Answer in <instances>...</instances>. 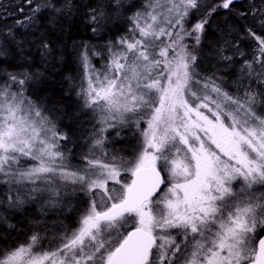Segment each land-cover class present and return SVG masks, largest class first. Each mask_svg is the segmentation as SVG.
<instances>
[{
    "label": "snow or ice",
    "instance_id": "6c2138e0",
    "mask_svg": "<svg viewBox=\"0 0 264 264\" xmlns=\"http://www.w3.org/2000/svg\"><path fill=\"white\" fill-rule=\"evenodd\" d=\"M239 2L24 0L0 32V264H264V0ZM81 6L102 43L73 45L68 111L37 94L63 60L43 17ZM31 205L40 218L9 245ZM73 207L44 249L42 218Z\"/></svg>",
    "mask_w": 264,
    "mask_h": 264
},
{
    "label": "trees",
    "instance_id": "16d2710c",
    "mask_svg": "<svg viewBox=\"0 0 264 264\" xmlns=\"http://www.w3.org/2000/svg\"><path fill=\"white\" fill-rule=\"evenodd\" d=\"M95 0H77L78 4H88L94 3ZM248 0H240L237 4V8L243 9L246 7ZM258 2V0H257ZM24 3V0H0V32L6 31L9 27H14L15 21L18 18H22V13L19 11V6ZM28 5L24 4L25 11H28ZM83 12L84 8L81 6L80 15L74 16L71 19H61L57 24L51 25L48 23L50 19L49 16L45 15L43 17V26L47 30L48 39L52 44L53 48L56 50L57 56H63V60L59 62L55 68V71L51 73L48 80L43 84L38 86L37 94L40 97H54L60 99L63 106L71 111L76 103L75 92L72 91L74 85L78 84L82 75V70L78 61L77 53L74 44L78 45L81 42H90L93 44L102 43V38L94 37L90 30H88L83 23ZM238 25H244L245 23L251 25L257 32L261 30L253 23L251 19L248 21L237 20ZM243 31V28L240 29ZM117 35V30L112 29L111 32L107 33L103 39H111ZM254 42L246 40L243 42V47L246 51H250L253 47ZM31 55H36V49L31 50ZM9 63H12L11 57L8 58ZM94 63L97 67L100 66L101 61L97 58L94 60ZM216 62L210 61L207 58L202 62V69L208 71L213 68V65ZM7 66V65H4ZM222 67L221 65H217ZM231 79V77L229 78ZM29 94H32L31 90ZM67 94V95H66ZM51 104L49 103V107ZM62 125H70L72 127H79V125H71V122L67 119L61 121ZM67 130V129H66ZM116 147H123V145L117 144ZM82 148L74 149L76 153L75 159L73 162L75 164L79 163V154ZM77 204V199L75 200V205ZM58 216L45 218L42 232L50 238L56 236L58 232L60 233L63 229L67 228L71 230L76 226V220L78 212L76 208L72 209L69 212L61 210ZM40 218V214L37 211L36 205L28 206L26 215L17 213L13 215L10 219V222L17 225L16 230L8 229L7 232L11 233V237L8 238L5 234V239L7 243L10 244L14 242L15 239L19 237H27L24 234H30L33 230L32 225L29 224V221ZM4 226H0L2 228ZM23 240V239H22Z\"/></svg>",
    "mask_w": 264,
    "mask_h": 264
},
{
    "label": "rangeland",
    "instance_id": "374dc122",
    "mask_svg": "<svg viewBox=\"0 0 264 264\" xmlns=\"http://www.w3.org/2000/svg\"><path fill=\"white\" fill-rule=\"evenodd\" d=\"M82 150H84V149H82ZM81 150V151H82ZM80 151V152H81ZM78 158H79V156H78ZM74 163V162H73ZM75 164V163H74ZM0 190H3L2 189V186H0ZM77 198L76 197H73V198H71V203L73 204V205H75V200H76ZM75 207H73L72 209H74ZM63 210H65V212H69L70 213V211L67 209V208H65V209H63ZM61 210H56V211H49V213L47 214V216H45V218H50V217H54V215L55 216H58L60 213ZM41 234H42V236H44V239H43V241H42V247L44 248V249H49L50 247H55V244H56V241H54L52 238H50L49 239V237L47 236V235H45V234H43V232H41ZM59 235V232H58V234L56 235V236H58ZM24 236H28V234H24ZM23 239L24 240H26L27 239V237H23ZM24 243V242H23Z\"/></svg>",
    "mask_w": 264,
    "mask_h": 264
},
{
    "label": "flooded vegetation",
    "instance_id": "af4514ba",
    "mask_svg": "<svg viewBox=\"0 0 264 264\" xmlns=\"http://www.w3.org/2000/svg\"><path fill=\"white\" fill-rule=\"evenodd\" d=\"M22 239H23V237H19V238L15 239L14 242L15 243H23L26 241V240H24V239L22 240ZM14 242L10 243L9 245H12Z\"/></svg>",
    "mask_w": 264,
    "mask_h": 264
}]
</instances>
